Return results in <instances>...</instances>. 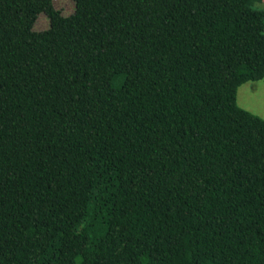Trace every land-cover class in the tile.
Segmentation results:
<instances>
[{"label":"trees","instance_id":"trees-1","mask_svg":"<svg viewBox=\"0 0 264 264\" xmlns=\"http://www.w3.org/2000/svg\"><path fill=\"white\" fill-rule=\"evenodd\" d=\"M253 1L0 0V264H264Z\"/></svg>","mask_w":264,"mask_h":264},{"label":"rangeland","instance_id":"rangeland-1","mask_svg":"<svg viewBox=\"0 0 264 264\" xmlns=\"http://www.w3.org/2000/svg\"><path fill=\"white\" fill-rule=\"evenodd\" d=\"M56 9L63 15H69L74 11V0H53ZM254 9L264 11V0H255L252 3ZM49 20L44 13H40L33 25L35 30L48 28ZM236 100L238 105L264 118V76L260 79L248 81L237 88Z\"/></svg>","mask_w":264,"mask_h":264},{"label":"crops","instance_id":"crops-1","mask_svg":"<svg viewBox=\"0 0 264 264\" xmlns=\"http://www.w3.org/2000/svg\"><path fill=\"white\" fill-rule=\"evenodd\" d=\"M240 106V105H239ZM243 108V107H242ZM245 109V108H244Z\"/></svg>","mask_w":264,"mask_h":264}]
</instances>
